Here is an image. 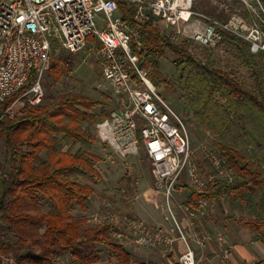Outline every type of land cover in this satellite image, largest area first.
Masks as SVG:
<instances>
[{
	"label": "built area",
	"instance_id": "1",
	"mask_svg": "<svg viewBox=\"0 0 264 264\" xmlns=\"http://www.w3.org/2000/svg\"><path fill=\"white\" fill-rule=\"evenodd\" d=\"M119 1L131 9L137 29L159 24L171 39L180 38L209 48L221 41L219 29H223L248 42L252 52H264V30L255 24L248 26L237 14L222 23L193 10L191 0ZM97 18L102 22L100 30L96 28ZM137 29H130L121 18L115 0H0V102L18 92L35 74L36 80L29 90L6 114L14 116L12 109L18 101L23 100L28 106L41 104V80L54 48L74 54L86 47L92 37L89 50L94 51L100 74L111 84L118 104L95 124V136L111 155L122 161L143 153L151 169L153 187L164 196L165 219L172 221L170 232L174 234L160 226L146 225L110 205H105L104 213L95 216L93 222L107 226L117 242L161 249L167 254L180 240L185 251L177 264H196L194 252L170 207V197L180 183H186L199 196L208 192L209 182L201 174L197 156L207 162L215 183L233 185L236 175L214 146L213 137L207 134L208 139L194 145L188 129L156 94L147 72L138 66L131 50L133 45L140 44ZM211 205L212 200L200 197L193 205L180 207L190 224L199 228V246L212 240V234L202 225ZM223 256L227 259L228 249L223 250ZM0 264L17 261L0 249Z\"/></svg>",
	"mask_w": 264,
	"mask_h": 264
},
{
	"label": "trees",
	"instance_id": "2",
	"mask_svg": "<svg viewBox=\"0 0 264 264\" xmlns=\"http://www.w3.org/2000/svg\"><path fill=\"white\" fill-rule=\"evenodd\" d=\"M115 1L121 18L130 29L136 28L131 9L125 3ZM261 8L264 12L263 6ZM143 30L148 31L156 42L162 43L159 47H146L145 56L155 62V67L157 56L166 48L180 60L177 66L183 62L199 66L176 46L162 40L150 24ZM219 31L221 40L234 45L238 59L260 77L264 52L252 53L248 42L223 29ZM93 40L89 38L87 45ZM72 56L52 60L48 74L54 82L72 68ZM203 69L206 75H197L187 81V88L192 93L188 97L189 107L198 126L209 132L214 146L233 168L236 181L230 186L211 182L204 196L190 191L187 205H193L200 197L208 200L217 199L220 195L238 198L246 193L248 203L255 211L254 220L248 222L249 229L263 241L264 93L259 89V92H254L241 87L218 71L210 74L206 68ZM35 80L36 76L32 74L25 86L0 102V140L8 166L7 171L0 166V249L11 254L17 264H54V259L61 255H69L71 264H93L101 253L97 246H104L117 257L118 264H132L131 255L110 236L107 226L82 227V221L70 215L74 208L85 211L90 200V188L81 186L79 179L95 174L91 161L94 160L91 152L95 139L81 128L79 122L88 121L95 125L107 113L88 114L81 108L89 110L100 104L84 97L61 96L53 102H50L51 98L43 97L46 103L27 105L9 117L5 113L7 108L29 90ZM215 93L221 102L214 99ZM43 153L47 154L46 159L42 158ZM124 178L125 189L117 188L110 192L112 207L117 211L130 212L135 184ZM42 200L51 203L49 211L41 210Z\"/></svg>",
	"mask_w": 264,
	"mask_h": 264
},
{
	"label": "rangeland",
	"instance_id": "3",
	"mask_svg": "<svg viewBox=\"0 0 264 264\" xmlns=\"http://www.w3.org/2000/svg\"><path fill=\"white\" fill-rule=\"evenodd\" d=\"M261 6L264 8V0H191V8L193 10L199 11L220 22L227 20L233 14H237L245 20L248 26L255 24L262 29V27L264 28V12ZM95 24L97 29H102V22H100L99 18L95 20ZM144 26L139 29H137V26L134 28L139 32L140 44L138 47L134 45L131 47L132 53L137 58L138 66L147 72L148 80L154 86L156 94L188 129L194 145L208 139L207 134L209 132L200 128L193 117L194 112L189 107L188 101V97L191 96L192 93L187 88V81L191 78H195L197 75H206L203 67L206 68L208 70L207 72L210 74L212 71H218L229 77L241 87L249 88L254 92H259V90H261L264 93V59L262 62V75L258 77L238 59L236 47L228 43L225 39L219 41V43L211 48L203 47L180 38L171 39L169 38L168 32L159 24H150V28L153 29L162 40L176 46L184 55L188 56L195 64L199 65L191 66L183 62L177 66L180 60H178V57L170 49L166 48L163 54L157 56L155 60L157 66L155 67V62L151 58L145 56L146 47H159L162 43L156 42L148 31H142ZM146 40H149L150 43L148 44ZM240 44L243 45V42H240ZM89 48L90 46L87 45L79 52L73 54L72 68L66 70L58 82H54V79L49 76V64L41 80L43 97L51 98L50 102L59 99L61 96L84 97L99 103L100 106L89 110L82 107V111L88 114H99L100 111H105V113L108 114L110 111L116 109L118 104L112 96L113 89L111 84L105 81L100 74V67L95 60L94 51H90ZM70 55V53L63 49L55 47L50 63H52L53 59H63ZM214 99L221 102L217 93L214 94ZM42 101L46 103V101ZM26 106L27 104L23 100L18 101L12 109L14 110V115L18 114L20 110ZM79 124L82 129L90 132L95 139V147L91 152L94 158V160L91 161L95 174L79 179V184L81 186L90 188L91 195L89 201L92 202V208L94 209L90 212L91 214L87 217V220H85L86 222L84 221L82 223V227H94L96 226L93 222L94 217L101 216L104 213L106 209L105 205H110L112 207L111 190L117 188L124 190L125 183L123 180L125 179L124 177H126L135 184V195L137 196L139 192L141 194L142 187L145 185V182H148L150 179L149 174L151 173V169L143 153H140L139 156L136 157H130L126 161H122L111 155L109 149L97 140L94 131L95 125L88 121L79 122ZM0 166L3 167V170L7 171L8 166L4 159V149L1 140ZM214 181L216 182V180ZM138 203L142 204L143 200H138ZM221 206L224 207L225 210L221 208L223 212L221 217L219 216L220 213L217 211V223L224 220L228 225L234 224L242 229H248V222L253 221L255 218V211L249 205L248 194L246 193L238 198L234 196H224L221 200ZM165 214L167 215L166 211ZM6 237L9 239L10 235L7 234ZM121 244H130V242H121ZM97 248L101 253L99 255V260L93 264H118L117 257L106 247L97 246ZM35 250H37L36 247ZM154 251L156 250L154 249ZM161 251L164 252L163 250ZM138 260L140 259L133 257L132 264H136ZM53 262L54 264H71V258L69 255H61L59 258L57 256Z\"/></svg>",
	"mask_w": 264,
	"mask_h": 264
},
{
	"label": "crops",
	"instance_id": "4",
	"mask_svg": "<svg viewBox=\"0 0 264 264\" xmlns=\"http://www.w3.org/2000/svg\"><path fill=\"white\" fill-rule=\"evenodd\" d=\"M47 154L43 153L42 158L46 159ZM196 161L200 168L201 174L209 182V186L212 181V172L206 161L197 156ZM150 175L148 182L142 187L141 194L136 196L133 200V208L130 212H126L128 215L142 221L146 225L160 226L167 230L170 234V230L173 227V223L170 219L166 220L164 209V196L161 192H158L153 187V177ZM136 188V187H135ZM191 190L186 183H180L176 190L172 193L169 203L173 210L177 224L181 232L186 237L188 244L195 255L196 264H258L264 263V239L261 241L258 234H254L248 228H241L234 224L228 225L227 222L219 221L217 223L216 215L217 211L223 215L224 207L221 206V200L225 195H220L217 199H212V205L209 215L202 220V225L205 230L212 233V240L203 246H199L196 241L199 236V228L192 226L187 219L185 213L180 208L186 206L191 197ZM135 192V190H134ZM127 199V198H126ZM143 200V203H138V200ZM51 209V203L49 201L42 200L41 210L47 212ZM94 210L92 208V202L86 205V210L82 211L79 208L71 210L70 215L76 217V219L82 221L87 220V217ZM86 222V221H85ZM264 236V230H262ZM222 241H218V239ZM123 245V244H122ZM125 251L131 255V261L133 257L140 260L138 262H153L156 264H177L179 256L185 251L183 243L178 240L175 242L171 253H164L160 249H148L136 246L132 243L123 245ZM228 249L229 256L227 259L223 256V250ZM158 251V252H157ZM59 258V256H58ZM135 259V258H134ZM162 260V262H161ZM137 262V263H138Z\"/></svg>",
	"mask_w": 264,
	"mask_h": 264
}]
</instances>
